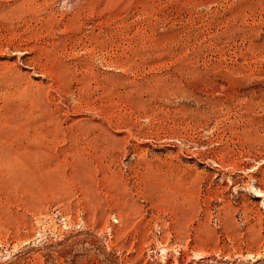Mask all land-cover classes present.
<instances>
[{
	"label": "rangeland",
	"instance_id": "1",
	"mask_svg": "<svg viewBox=\"0 0 264 264\" xmlns=\"http://www.w3.org/2000/svg\"><path fill=\"white\" fill-rule=\"evenodd\" d=\"M0 264H264V0H0Z\"/></svg>",
	"mask_w": 264,
	"mask_h": 264
}]
</instances>
